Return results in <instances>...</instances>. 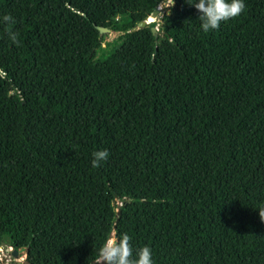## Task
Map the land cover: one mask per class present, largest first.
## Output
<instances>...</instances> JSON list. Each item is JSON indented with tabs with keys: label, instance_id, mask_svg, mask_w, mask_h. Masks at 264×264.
<instances>
[{
	"label": "trees",
	"instance_id": "16d2710c",
	"mask_svg": "<svg viewBox=\"0 0 264 264\" xmlns=\"http://www.w3.org/2000/svg\"><path fill=\"white\" fill-rule=\"evenodd\" d=\"M164 1L0 0V244L24 264H95L123 233L153 264H264V0L136 29Z\"/></svg>",
	"mask_w": 264,
	"mask_h": 264
},
{
	"label": "clouds",
	"instance_id": "9594fccd",
	"mask_svg": "<svg viewBox=\"0 0 264 264\" xmlns=\"http://www.w3.org/2000/svg\"><path fill=\"white\" fill-rule=\"evenodd\" d=\"M188 3V0H186ZM199 13L200 28L204 33L217 30L222 22H227L240 16L245 10L244 0H195L188 3ZM174 6V0H166L165 7ZM0 23L12 25L15 23L11 15L0 17ZM9 41L19 46V34L16 31L7 32ZM107 150L92 153L91 166L98 168L108 159ZM261 222H264V209L256 210ZM95 264H153L150 247L144 246L133 252L131 237L127 233L109 235L97 252Z\"/></svg>",
	"mask_w": 264,
	"mask_h": 264
},
{
	"label": "rangeland",
	"instance_id": "374dc122",
	"mask_svg": "<svg viewBox=\"0 0 264 264\" xmlns=\"http://www.w3.org/2000/svg\"><path fill=\"white\" fill-rule=\"evenodd\" d=\"M166 0L163 2V4H160L158 7L160 8L159 14L152 20L155 24V29H159L160 27V17L161 14H166ZM119 35V33L115 32H105L102 33L101 36L103 37V43L104 42H110L112 39L116 38ZM118 204L117 202H115ZM113 235V234H111ZM5 243V242H4ZM24 253L20 252L19 250H13L8 246V244L0 245V264H24Z\"/></svg>",
	"mask_w": 264,
	"mask_h": 264
},
{
	"label": "water",
	"instance_id": "95a60500",
	"mask_svg": "<svg viewBox=\"0 0 264 264\" xmlns=\"http://www.w3.org/2000/svg\"><path fill=\"white\" fill-rule=\"evenodd\" d=\"M160 12V8L159 7H156L153 12L149 15V17L144 20V21H140L136 24V29H140V28H143L145 27L146 25H148L149 23L153 22V21H147L149 18L151 20H153ZM98 33L101 35L102 33H105V32H109L108 29L106 28H100V27H96ZM150 32L152 33V35L154 37H156V33H157V29H155V27H150ZM115 235V234H113ZM0 245H3L2 243ZM20 252H23L24 253V248H20L18 249Z\"/></svg>",
	"mask_w": 264,
	"mask_h": 264
}]
</instances>
